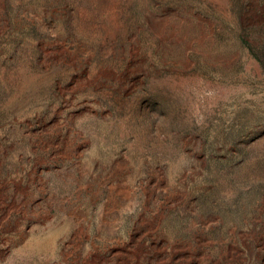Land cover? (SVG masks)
Masks as SVG:
<instances>
[{"label":"rangeland","instance_id":"374dc122","mask_svg":"<svg viewBox=\"0 0 264 264\" xmlns=\"http://www.w3.org/2000/svg\"><path fill=\"white\" fill-rule=\"evenodd\" d=\"M0 264H264V0H0Z\"/></svg>","mask_w":264,"mask_h":264}]
</instances>
